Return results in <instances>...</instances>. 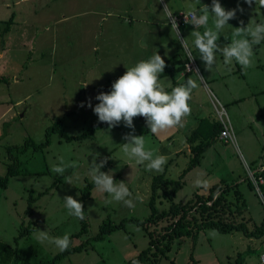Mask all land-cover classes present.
Returning a JSON list of instances; mask_svg holds the SVG:
<instances>
[{"label":"rangeland","instance_id":"374dc122","mask_svg":"<svg viewBox=\"0 0 264 264\" xmlns=\"http://www.w3.org/2000/svg\"><path fill=\"white\" fill-rule=\"evenodd\" d=\"M220 2L227 10L237 9V13L219 37L228 27L230 35L234 28L241 26V21L248 24L253 17L257 21L264 19V7L256 6L255 0L251 7L244 0ZM211 3L212 0H0V20L3 21L0 23V77L9 80L0 84V176H6L16 160L22 163L23 171L9 179L7 189L0 187V242L12 245L33 264L53 260L62 252L48 241H37L35 234L39 230L47 231L50 237L68 233L76 246L90 240L82 251L66 255L57 264H130L147 249L150 242L147 232L135 222H126L123 228L104 234L100 239L94 237L108 220L119 225L127 219L148 218L154 178L167 172L166 178L180 180L193 154L183 149V154L165 158L163 171H148L145 164L138 165L123 153L124 137L133 132L123 123L111 129L104 123V127H99L86 139L70 142L59 133L50 132L48 136L47 131L60 119L71 137L101 124L87 102L91 98L94 108L99 103L95 97L111 90L112 83L126 72L125 66H134L157 51L163 58L175 55L179 48L181 54L187 55L180 38L186 40L194 54L190 41H194L191 35L196 30L194 25L187 23L178 31H172L169 16L198 11ZM13 14L11 30L3 34L4 22ZM208 24L212 26L211 13ZM199 31L203 33L204 29ZM220 55L216 53V58ZM194 75H198L197 71ZM81 102H85L84 107H80ZM242 104L244 115L251 102L247 99ZM252 110L261 115L260 109ZM206 112V119L218 117L211 105ZM227 114L237 145H218L219 152L207 149L200 164L186 174L185 184L175 196L167 198L159 191L156 203L161 211L169 209L172 204L186 203L195 193L207 196L210 188L224 182L237 186L242 193L248 208L242 216L248 220L249 229H253L264 219V187L257 189L255 184L253 187L248 184V180L253 181L251 174L264 164V135L259 134L257 128L264 120H253L245 134L240 135V128L246 130L244 117L236 107H228ZM233 114H236L238 127ZM143 119H134V134L145 136L146 149L153 150L154 155H166L164 150H170L165 149L167 143L147 134ZM252 129L259 134L260 148L251 142L246 151L243 138ZM186 137H179L177 147L188 145ZM48 139L50 144L40 151L30 146L23 153L16 149L9 152L10 147H24L28 140L40 145L46 144ZM61 156L65 162L78 165L65 173L70 176L75 171L72 184L65 183L64 177L51 170V165L58 163ZM109 156L113 163L106 172H111L117 182L127 183L134 206L114 200L108 203L109 194L95 187L84 207V233L83 219L68 214L63 198L71 195L81 201L82 189L92 182L88 174L92 160L108 162ZM252 159L257 161L253 164ZM197 179L207 181V186H196ZM31 196L37 200L33 214L26 216ZM26 226L36 229L21 236ZM149 231L153 232V228ZM158 248L163 251L162 255L152 264L229 263V259L235 261L239 255L245 257L246 264H260L264 238L207 229L202 230L196 240L183 238L176 240L171 248Z\"/></svg>","mask_w":264,"mask_h":264},{"label":"clouds","instance_id":"9594fccd","mask_svg":"<svg viewBox=\"0 0 264 264\" xmlns=\"http://www.w3.org/2000/svg\"><path fill=\"white\" fill-rule=\"evenodd\" d=\"M253 2L254 0H244V3H247L249 7ZM255 4L264 7V0H255ZM198 12L199 16L197 15ZM209 13L212 16L211 27L208 24ZM236 13L237 9H225L220 0H212L210 6L204 5L198 11L193 10L184 13L185 22L194 25L196 29L191 32V35L194 37V46L198 50L206 70L211 71L216 64L217 52L222 54L225 64H231L232 61H235L244 69L253 66L252 46L264 41V19L257 21L253 17L247 26H244V22L241 21V26L234 28L231 33L230 43L223 47L217 43L220 32L226 25H229L231 19L236 18ZM169 18H171V30L178 31L179 26L175 17L170 15ZM201 28L204 29L203 33L199 31ZM180 43L188 57L194 59L186 40L180 38ZM125 67L126 72L112 83L111 90L100 92L95 97L99 103L93 108L90 98L87 107L92 108L99 122L108 124L109 129L121 123L133 129V132L125 135L126 143L121 144L122 151L128 159L135 160L138 165L145 164L148 171H163V166L166 163L164 156L154 155L153 150L146 149L145 136L134 134V119L143 117L153 135H158L173 127L182 126V121L191 112L189 101L192 98L193 90L197 88V83L192 78H188L186 83L178 84L171 91L166 90L160 82V75L164 73L167 64L159 51L147 59L138 61L134 66ZM84 106L85 102H81L80 107ZM106 163V159L97 163L94 158L90 164L88 174L96 189L109 194L111 200L108 203L114 200L122 202L128 207H133L127 183L124 181L117 182L111 172L101 170ZM77 166L76 162H65L64 157L61 156L58 158V163L51 165V170L64 177L65 183L72 184L73 177L76 175L75 171L70 176L65 175V173L68 169L75 170ZM195 184L206 187L207 181L197 179ZM63 200L69 215L84 219V205L81 201L71 195L65 196ZM35 237L40 243L48 241L54 244L60 251L67 250L71 243L68 233L63 236L50 237L47 231L39 230Z\"/></svg>","mask_w":264,"mask_h":264},{"label":"trees","instance_id":"16d2710c","mask_svg":"<svg viewBox=\"0 0 264 264\" xmlns=\"http://www.w3.org/2000/svg\"><path fill=\"white\" fill-rule=\"evenodd\" d=\"M15 15L13 14L8 21H5L6 27L3 34L10 32L11 26L14 23ZM3 22L0 20V23ZM182 68H177L176 70L181 71ZM171 72V70H167ZM166 71V72H167ZM9 80L5 77H0V84L8 83ZM105 124L101 123L99 125H92L84 132L76 137L69 136L64 127L63 119L55 122L52 128L48 129L47 135L50 136L51 133H59L66 141L70 142L74 139L83 140L86 139L89 135H93L99 127H104ZM222 130V125L219 121L212 125L211 131L208 134V137L205 138L202 142L195 141L197 137L198 129L193 132L189 138V142L192 145L191 152L193 154L191 158L190 166L183 172L180 180H171L166 178V174H160L154 178L153 187H152V196L149 202V207L151 210V215L144 219H127L122 221L121 224L116 225L111 220L104 222L101 227V232L99 235L95 236L94 239H100L104 234H109L114 230L124 227L126 222H135L138 226L143 227L147 232V235L150 239L149 246L144 250L138 257H136L130 264H152L156 261L158 257H161V251L158 247L171 248V245L175 243L176 240L183 238H191L196 240L202 230L213 229L223 234H230L234 232H242L247 238L262 239L264 238V219L257 225H254L253 229H249L248 220L244 215L245 211L248 209L246 207L245 200L243 199L242 193H240L237 186L225 185L222 184L215 185L210 188L209 194L207 196L200 195L195 193L192 199L188 200L184 204H172L169 209L159 210L157 207L156 199L158 197V192L162 191L163 196L167 198L175 196L179 189L185 184L186 174L200 164V159L207 149H209L216 141ZM50 144L48 139L46 144L37 145L33 140H28L25 143L24 147H10L9 152L12 150H18L19 153H23L24 150H27L30 146H33L36 150L40 151L45 146ZM195 144V145H194ZM16 160L15 157L12 158ZM113 160L109 156L108 162L101 169L106 172L108 167L112 165ZM22 163L20 161H15L9 166L6 176H0V187L7 189L9 185V179L18 175H21L23 171L21 170ZM263 177L264 171L255 174V177ZM250 187L254 186L253 181L248 180ZM263 186L264 185H260ZM95 188V185L92 182H88L87 185L82 189V200L84 207L86 205V200L91 197V192ZM48 191V190H47ZM37 200L34 196L30 197L29 206L26 211V216H31L33 214V204ZM244 218V219H241ZM250 221V220H249ZM84 233H86V219L84 216L83 219ZM164 224V226H162ZM161 226V227H160ZM148 228V229H147ZM150 228H153V232L149 231ZM159 228V231L157 230ZM36 228L31 226L24 227L21 236L33 232ZM82 234V232L80 233ZM79 234V235H80ZM77 235V236H79ZM90 241V240H89ZM85 242L80 245H73L70 243V246L67 250L62 251L60 254H57L53 260L50 261H41L37 264H57L62 258L71 253H77L82 251L86 244ZM154 256V257H153ZM245 257L241 255L232 261L229 259V263H219V264H244ZM234 260V259H233ZM192 261H194L192 259ZM0 264H33L26 256L16 250L12 245L0 242ZM156 264V262H155Z\"/></svg>","mask_w":264,"mask_h":264},{"label":"crops","instance_id":"0c3cea01","mask_svg":"<svg viewBox=\"0 0 264 264\" xmlns=\"http://www.w3.org/2000/svg\"><path fill=\"white\" fill-rule=\"evenodd\" d=\"M197 15L199 16V14ZM246 25L247 24H244V26ZM226 30L227 32L222 33L221 37H219L217 40L218 45L221 47L231 42L229 27ZM225 37H227V39H225ZM190 41L195 54L194 56L192 53L194 59H190L188 55L183 53L181 54L182 51L179 48L177 49V53H174L175 55L164 58L167 67L165 68L164 73L160 75V82L168 91H171V89L178 84L186 83L188 78H192L197 83V88L193 90L192 98L189 101L191 107L190 114L184 118L182 121V126L173 127L159 133L158 135H153L150 133V129L148 127L146 128L147 134L150 133L154 138L156 137L158 140H161L162 143H167L165 145V149L169 148L170 150H164L166 154L164 155V158H171L175 154L181 155L185 149H188L192 154V145L189 142V138L191 137L190 135H192L197 129L199 131L196 135L197 137L195 138L196 142H202L206 137H208L212 125L218 121L217 116H215L213 119L205 118V116H207L206 110L210 107V105L214 107V110L216 111L215 101L213 98L221 103V105L224 106L226 110L228 107H236V109H238L242 114V117H244L243 119H245L244 121L247 123H245L246 130L240 128V135H242V133L245 134V131H247V129L250 127V123H253L255 120H257V118L264 120V55L261 54L263 51L262 44L264 43L254 44L252 46L254 53L252 58V67L244 69L235 61H232L231 64H225L223 56L220 55L216 58V64L213 66L212 70L208 71L205 68L204 62L199 57L198 50L195 48L193 40L190 39ZM178 50L180 52H178ZM188 65H191L192 68H188ZM178 67L182 68L180 69L181 71L176 70ZM167 70H171V72H168ZM196 71L198 72V75L195 76L194 72ZM229 80L231 83H229ZM247 99L249 102H251V105L248 107L246 114L243 115L245 110H243L244 108L242 103H244ZM252 108H255L257 111L260 109L261 115H258L259 113L255 114ZM203 112L205 113L204 116ZM233 118L234 123L237 126L238 122L236 120V114H233ZM262 123L263 124H259L258 122L257 124L261 126H258L257 128L259 134L261 132V135L263 136L264 122ZM259 134H257L255 130L252 129L249 135H247L246 138H243V144L246 148V151L251 142L255 143V147L259 146L260 148ZM182 135H187V137L190 136L188 138L186 137V141L188 142L189 146L186 144L184 146L178 145L177 147L179 137ZM218 145L227 147L228 144L221 142L218 137V141H216L209 149L216 150ZM220 149L218 147L216 151L219 152ZM248 155L251 156L249 153ZM252 161L254 164L257 160L252 159ZM263 171L264 164H260L257 169H255L254 173H260ZM231 260L233 261V259ZM244 264H246V262H244Z\"/></svg>","mask_w":264,"mask_h":264},{"label":"built area","instance_id":"2783aa9c","mask_svg":"<svg viewBox=\"0 0 264 264\" xmlns=\"http://www.w3.org/2000/svg\"><path fill=\"white\" fill-rule=\"evenodd\" d=\"M189 19H191V18L189 17ZM175 20H176L179 27L183 26L184 24H187L185 22L184 14L175 17ZM188 68L191 69L192 66L188 65ZM215 109H216V113L218 115V121L222 125V130H221L220 135H219V140L221 142H223L224 144L236 145V143H237L236 142V135H235L233 126L231 124V121L228 117L226 108L224 106H222L221 103L215 102ZM255 173L251 174V176L253 178V183L257 186V189H260V185H264V178L260 176L258 179H256ZM262 258H264V252L260 256V264H264V259H262Z\"/></svg>","mask_w":264,"mask_h":264}]
</instances>
